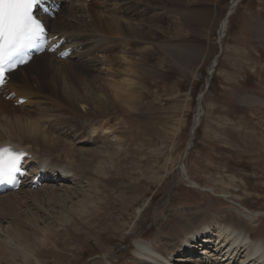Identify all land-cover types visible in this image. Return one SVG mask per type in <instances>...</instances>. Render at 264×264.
Listing matches in <instances>:
<instances>
[{
    "label": "rangeland",
    "instance_id": "rangeland-1",
    "mask_svg": "<svg viewBox=\"0 0 264 264\" xmlns=\"http://www.w3.org/2000/svg\"><path fill=\"white\" fill-rule=\"evenodd\" d=\"M87 2L95 3L99 0H87ZM231 2L232 0H180L178 3L181 4L180 6L175 4L169 5L168 10L163 8L164 11L160 14L161 22H156L159 28L163 29L160 31L159 41L161 44H166V48L177 50L183 46L203 47L204 60L199 62L198 70L195 69L197 78L192 73L193 67L190 71L177 62L178 60L174 59L172 54L167 53L170 57L167 56L159 47L151 48L150 52L153 55L151 54L147 59L152 62L141 65L138 70L132 65L128 66V63L124 61L117 62L118 66L122 64L121 67H114L122 71L121 79L126 78L124 70L127 69L131 71L129 76H134L132 80L136 83L133 85L131 94L137 96V102L135 106H131L134 110L126 112L121 107L123 110L118 112L124 115L122 120L117 121V128L122 127L117 134L122 137L124 153L122 156L115 157L114 160L115 165L119 167L124 158L123 168L125 169L122 176H114L117 179L123 177L118 179L120 183L117 180L121 185L117 186L119 187L117 191L114 190L110 194L111 200L105 205L106 212L96 223L87 225V228L79 233L67 229L58 230L56 218L59 214L56 215L58 211H54L58 210L61 204L58 205V201L54 198L50 199L51 201L47 199L51 198L50 194H53L51 190H49L50 193L45 190L37 197L29 196L34 200L30 199L28 203L19 206L21 210L15 207L13 211H10L11 214L7 210L0 212V217L7 218L13 227L19 226L18 228L23 229L24 241L27 239L31 242L30 244L44 245L42 248L44 251L41 249L43 252L41 251L38 255L44 264H98L105 258L114 261L113 264H137L133 258L136 251L135 242L139 237L153 242V246L161 253L170 254L169 264H200L194 255L202 252L201 243L195 245L198 250L190 252L187 248L184 251L187 245L184 237L179 236V250L173 251L165 245L166 240L158 236L160 228L157 221L163 222L167 219L180 235L187 232L191 240L190 244H193L201 228L207 226V221L203 224L197 221L203 220L205 213L218 215L223 211H230V207L241 210L248 208V213L259 216L250 224V229L255 238H264V215L260 216L264 213V105H243L236 97L241 93L264 97V43L253 31L254 25L262 22L264 24V0H239L220 46L218 26ZM201 9L214 12L211 30H204V27L197 30L194 25L187 24L181 14ZM151 20H147L145 24L151 22L154 25L155 21ZM84 21L87 22L88 19ZM219 47L221 53L217 57L218 66L210 81V63L220 51ZM135 50L130 51L129 54L133 60L140 58L138 53H133ZM165 56L168 57L167 61L163 59ZM141 68L148 69L153 76L147 77ZM67 70L63 69L62 74ZM43 72L46 70L44 69ZM51 81H53L52 78L49 79V91L60 89L58 85L54 87ZM93 81L95 83L94 79ZM116 90L109 88L108 92L112 98H114L112 93H117ZM74 92L79 93L80 88H74ZM204 92L206 93L201 98V109L199 108L198 112V97ZM0 99L18 108L13 101H6L4 96H0ZM35 108L39 106L25 107L27 110ZM87 108L86 105H80L79 111L82 113L86 110L98 111L91 106ZM50 114L52 118L47 124H70V117H74L64 110L58 111L55 108ZM196 114L199 115L200 120H198L195 134H191L192 128H195ZM11 115L15 116V113L11 111ZM16 115L22 114L16 113ZM36 116L39 115H32L33 118ZM6 118L9 119L7 113L2 111L0 128ZM120 122L122 126L119 125ZM39 124L44 125L40 121ZM110 131L103 130L100 134L94 135L96 137L100 135L101 138L98 137V140H93L94 137L90 133L86 134L84 140L92 138L93 142L83 143L84 140L75 137V148L83 147L82 149L90 152L107 144L113 145L119 140L117 141L115 137L116 133ZM190 139L193 141V147L184 160V164L190 180L197 183V186L189 182L186 174L179 167ZM60 160L67 163L63 157ZM84 179L82 180L85 181ZM53 186L56 187L54 189L58 191L57 194L63 193L59 191L62 185ZM72 186L79 188L85 187V184L73 183ZM24 190L26 192L28 188ZM105 196L106 193L104 196L101 194L100 200ZM39 198L45 199V203ZM37 200L41 202H39L40 207ZM70 205L71 203H66L65 207L68 208ZM44 206L49 214L45 212ZM29 214L31 219L28 218ZM38 217L44 219L40 220ZM193 217L195 220L191 222ZM3 222L0 219V225ZM26 222L31 225H26ZM52 225L54 229L56 227L55 230ZM181 225L185 226L186 230L182 229ZM1 226L0 232H3L6 225ZM58 233H60L59 236H57ZM55 243L58 244L55 245ZM3 247L8 252L9 248ZM55 255L59 256L55 257ZM180 258L183 261H178ZM1 261L0 258V264L6 263L5 260H3L4 263Z\"/></svg>",
    "mask_w": 264,
    "mask_h": 264
},
{
    "label": "bare ground",
    "instance_id": "bare-ground-1",
    "mask_svg": "<svg viewBox=\"0 0 264 264\" xmlns=\"http://www.w3.org/2000/svg\"><path fill=\"white\" fill-rule=\"evenodd\" d=\"M179 1L100 0L97 3L88 4L86 0H78L79 4L77 5L73 1H67L56 20L51 19L48 21L51 36L59 35L60 38L67 39L68 43L65 46L75 47L78 51L67 60L57 59L54 55L44 53L40 57L33 59L32 62L25 65L23 68H18L10 75L11 80L7 87L10 90L9 93L12 92L15 94L13 103L17 102L19 98L24 97L27 99V104L15 108L11 106L12 104L10 102H4L0 99V110L7 113V117L9 118H6V121H4L0 128V146L13 145L26 149L33 154L31 161L35 166L42 164L46 167V170H48V176L52 175L55 179H61L56 186L62 185V188L59 187V191H62L63 193L59 194V192L57 194L58 191L54 189L56 188L53 186L55 185L54 183L47 184L37 190H32L29 187L26 192L24 190L25 187L22 186L17 192L0 196V212H5L7 210L10 213L15 207L17 209L19 206L28 203L30 199L34 200L32 199L33 197L30 198L29 196L35 195L37 197L45 190H48L49 193V190H51V193H53L50 194L51 198L47 195V199L50 200L54 198L58 201V205L61 204V206H58V210L54 211H58L57 214L55 213L56 215L59 214V217L56 218L55 216L57 219L58 230L67 229L68 231L79 233L85 230L87 225L96 223L103 213L106 212L105 205L111 200L110 194L114 190L117 191V188H119L117 186L121 185L119 184L120 181L118 179H123V177H118L117 179L114 176H122L125 169L123 168L124 158L121 160L119 167L115 165L116 162L114 160L115 157L122 156L124 153L122 137L117 134L119 129L122 128H117V121L122 120L121 118L124 115L123 113L118 112L123 109L126 112L134 110L131 106H135L137 102V96L131 94V90L134 88L133 85L136 83L132 80L134 76H129L131 71L127 69L124 70L126 78L121 79L122 71L118 68H114L118 66L117 62L124 61L128 63V66L132 65L138 70L141 65H148L152 62L150 59H147L152 54V52H150L151 48L159 47V49L161 48L165 51L166 55L167 53L172 54L174 59L178 60L177 62L185 68H188L190 71L193 67L192 73L194 77L197 78L198 74L195 69L198 70L199 62L204 60L205 51L202 49L203 47L180 46L181 48L176 50L174 48H166L167 45L163 43L161 44L159 41L161 36L160 31L163 29L161 27L159 28L156 22H161L160 14L164 9L168 10L169 5L172 6L178 4ZM238 3L239 0H232L226 14L219 22L218 42L220 46L222 39L225 37L229 20L235 12ZM206 10L201 9L196 12L187 11L181 14L186 23L194 25L197 30L202 29V27L205 28L204 30H211L210 28L213 23L214 12H212V10ZM85 19H88V21L85 22ZM149 19L155 21V24L152 25L151 22L145 24ZM262 24L263 22L254 25L253 31L264 43V24ZM87 29L88 31H85ZM155 40H158L159 42L157 43ZM144 45L147 46L144 47ZM137 48H141L142 50H135ZM132 50H135L133 53H138L140 58L137 60L131 59L129 54ZM220 51L210 63V79L215 72V68L218 66L217 57L219 56ZM167 56L170 57V55ZM163 59L167 61L168 57L165 56ZM67 66H69V70H67ZM121 66L122 64L118 67ZM44 69L46 72H43ZM63 69L67 70L64 74H62ZM142 72L147 77L153 76V73L146 68L145 70L142 69ZM51 78L53 80L51 81V84L54 87H57L58 85L60 89L57 88L49 91V79ZM93 79L95 80V83ZM91 81H93V83H91ZM208 81L209 80H207V82ZM96 86L97 88H95ZM76 87L80 88L79 93L74 92V88ZM109 88L117 89V93H112L114 98L110 96L108 92ZM205 93H202L199 96L200 103L197 104L198 112L201 98ZM94 94H96V96H94ZM236 97L238 102L243 105H264V97H257L250 93H241ZM27 105H35L39 106V108L27 110L25 109ZM80 105H86L88 108L91 106L98 111L88 112L86 110L82 113L79 111ZM54 108L58 111L64 110L68 112L70 116L74 115V117H70L71 123L47 124L52 118L50 112ZM11 111L15 113V116L11 115ZM16 113H21L22 115L17 116ZM33 114L42 117L36 116L33 118ZM198 120L199 115L196 114L194 122L197 126L199 124ZM39 121L44 125L39 124ZM112 122L113 124H111ZM48 125L49 127H46ZM119 125L122 126V122H120ZM196 127L191 134H195ZM103 130H111L112 133H116L115 137L117 138V141H119L113 145L107 144L98 150L94 149L90 152L82 149L83 147L75 148L76 142L74 141L76 138L84 140L85 135L90 133L94 137L93 140H96L98 137H101L100 135L97 137L94 135L100 134ZM175 133H177V131H175ZM91 139H85L83 143L89 141L93 142ZM188 145H191L190 141L188 142ZM188 155L189 151H187L186 148L181 160L183 165L180 163L179 167L186 174L189 182L193 183L188 176L184 164V160ZM61 157L67 161L66 164L60 160ZM33 171L37 173V169H34ZM83 178H85V181L82 180ZM82 182L85 184L86 189L85 187L73 188V183L81 184ZM193 185L197 186V183H193ZM72 191L75 193L77 192V196L75 193L73 194ZM104 193H106V196L102 197V200H100L101 194L104 196ZM75 196L77 198H75ZM41 199L43 200V198ZM40 200H37L38 204L41 203ZM43 203H45V199L43 200ZM66 203H71V205L66 208ZM4 206L6 208H4ZM40 206L41 204L39 207ZM45 209L46 207L44 206V210ZM247 210L230 207V211H223L222 214L218 215L205 213L203 215V220L200 219L197 223L203 224L207 221V226L201 228L200 232H198L199 236L193 244H190L191 240H189L187 232L184 231L186 234L180 235L177 233L173 224L167 219H165V221L162 220L163 222H159V220L157 221L158 227L160 228L158 229V236L160 235L163 240H166L165 245L170 247L173 251L179 250V236L184 237L185 244L187 245L184 248V251L187 248L190 252L198 250L195 245L201 243L202 252L198 255H194V257L199 260L200 264H264V238H255L253 231L250 229V224L255 222L256 217L259 216H255L253 213H248ZM45 212L48 211L45 210ZM20 215L23 214L20 213ZM261 215H264V213L260 214V216ZM29 216L30 214L28 215V218H30ZM38 218L36 220H38ZM0 219L1 221H4L2 224L6 225L4 226L6 228L3 232H0V252H2V254L0 253V258L2 261L5 260V264H44L41 257L38 256L41 254L44 245L30 244L31 242L27 239V241H24L23 229L21 230L18 228L19 226L13 227L8 222L7 218L0 217ZM54 219L52 220L54 221ZM194 220L195 218L193 217L191 222ZM27 221L29 220L27 219ZM23 222L20 223L22 224ZM25 224L31 225L27 224V222ZM1 225L0 228L2 229ZM169 225L171 227H169ZM53 226L54 225H52V227ZM181 226L182 229L186 230L185 226ZM173 229L175 231H173ZM34 233L36 232L34 231ZM60 233H58L57 236H59ZM2 235L3 237H1ZM38 235L40 236V234ZM47 237L45 238L46 241ZM40 240L44 243L42 239ZM47 244L50 245L48 242ZM56 244L58 243H55V245ZM3 246L9 248L8 252ZM135 247V258L133 259H135L137 264L170 263L171 255L163 254L158 251V249L153 246V242L145 241L142 237H139L136 239ZM10 248H12V250H10ZM59 255L61 256V254ZM59 255H55V257ZM182 257L183 256H181V258ZM181 258L178 259V261H183ZM112 262L114 261L105 258L100 260L98 264H113ZM2 263H4V261Z\"/></svg>",
    "mask_w": 264,
    "mask_h": 264
},
{
    "label": "snow or ice",
    "instance_id": "snow-or-ice-1",
    "mask_svg": "<svg viewBox=\"0 0 264 264\" xmlns=\"http://www.w3.org/2000/svg\"><path fill=\"white\" fill-rule=\"evenodd\" d=\"M43 0H0V86L6 75L24 63L30 49L47 38L46 30L34 15ZM26 154L0 146V183L11 181L20 172Z\"/></svg>",
    "mask_w": 264,
    "mask_h": 264
},
{
    "label": "water",
    "instance_id": "water-1",
    "mask_svg": "<svg viewBox=\"0 0 264 264\" xmlns=\"http://www.w3.org/2000/svg\"><path fill=\"white\" fill-rule=\"evenodd\" d=\"M220 53H221V51H220ZM209 80H211V79L209 78ZM207 89H208V87H207ZM204 93H205V92H204ZM199 98H200V97H198V104L200 103ZM199 120H200V119H199ZM196 126H197V124H195L194 127H196ZM193 129H194V128H192L191 133H193ZM192 142H193L192 139H190V143H191V145H188V147H187V151H189V150L193 147V143H192ZM181 165H183V162L181 163Z\"/></svg>",
    "mask_w": 264,
    "mask_h": 264
}]
</instances>
